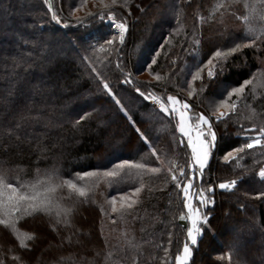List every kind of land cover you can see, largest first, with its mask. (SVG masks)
Returning a JSON list of instances; mask_svg holds the SVG:
<instances>
[{
	"label": "trees",
	"instance_id": "obj_1",
	"mask_svg": "<svg viewBox=\"0 0 264 264\" xmlns=\"http://www.w3.org/2000/svg\"><path fill=\"white\" fill-rule=\"evenodd\" d=\"M48 4L63 23L51 20ZM105 4L129 24L124 44L108 51L110 24L89 16L109 11ZM237 44L244 46L228 51ZM216 50L226 54L214 61L225 71L215 82L207 80L206 70L203 81H193L196 67ZM156 51L157 63L145 70ZM129 72L135 79L122 85ZM97 73L116 85L138 123L143 118L148 146L117 114ZM245 80L251 83L244 93L229 99L236 110L216 124L223 139L205 170L207 183L196 182L193 189L233 179L237 185L216 189L190 264H264V196H257L264 191L258 177L264 149L223 160L227 150L246 143L237 139L241 128L264 125V0H118L116 6L111 0H0V174L27 183L52 173L89 189L87 197L67 188L59 193L58 203L72 209L67 216L57 218L53 209L22 216L15 230L0 225V262L175 264L190 221L179 219L186 212L184 198L163 169L184 166L190 150L179 144L176 118L144 106L134 89L187 99L194 117L226 110L219 94ZM152 148L163 162L161 173L125 168L119 176L106 175L124 159L161 166ZM83 171L96 175L81 180L77 174ZM112 196L118 208L124 204L122 213H111ZM17 232L32 239L22 244Z\"/></svg>",
	"mask_w": 264,
	"mask_h": 264
},
{
	"label": "snow or ice",
	"instance_id": "obj_2",
	"mask_svg": "<svg viewBox=\"0 0 264 264\" xmlns=\"http://www.w3.org/2000/svg\"><path fill=\"white\" fill-rule=\"evenodd\" d=\"M44 2L48 3V0H44ZM117 2L118 0H111V6H116ZM104 7L109 8V11L90 13L89 16L98 19L101 24L105 21L110 24L112 32L107 38H104V44L108 46L106 51H108L114 48L117 43L119 45L124 44L125 35L129 30V24L124 18H117L115 11L108 4H105ZM48 9L51 13L52 21L58 25L63 23L61 17L53 9L51 4H48ZM76 10L78 11L79 8ZM64 26L67 27L68 25L65 23ZM252 42L254 43V41ZM243 46L237 44L228 51L234 53L239 51ZM159 54L157 51L153 54L151 62L145 70L151 69V66L157 63L155 57ZM225 55L224 52L216 50L201 66L196 67L191 79L193 81H203L206 70L207 80L215 82L218 75L222 74L225 69L223 66L217 68L214 61ZM97 77L102 82L101 91L111 99L116 107L117 114L128 122L129 126L144 145L148 146L150 143V133L146 135L145 132L147 130H142L140 127V124L144 123L143 118L138 123L135 118L138 113L133 112L130 107H126V104L122 103L123 97L117 91L113 90L116 85L110 86L108 80L101 77L99 73H97ZM134 79L135 77L129 72L125 75L121 84H131ZM156 79L157 81L160 80L159 74L156 75ZM250 83V80H245L239 86L226 87L219 94L222 101L221 106L226 110L218 111L214 109L207 115L201 111L196 113L194 117L190 115L192 105L187 99H181L177 95L161 97L147 90L142 91L139 87L134 89V93L138 94L144 106L151 104L156 107L159 114L164 115L166 118H176L178 121V133L180 134L179 144L185 150H190V159L185 162L184 166L177 165L176 167L163 169L170 175L171 181L184 198L186 212L181 214L179 219L182 221H190V227L187 228V240L183 243L182 251L176 255L175 264H190L193 257V248L199 246V240L204 236L205 227L208 226L211 217V211L215 207L216 189L230 191L237 185V181L233 179L220 182L215 186L207 184V187H200L198 192L193 191L196 182L207 183L205 181V170L209 167L210 161L218 150L219 141L223 139L222 135L218 136L217 134L216 124L228 117L230 112L236 110V103H229V99L234 95L239 98L244 93V85ZM80 118L83 119L82 116ZM241 131L243 135L238 136L237 139L245 140L246 143L238 144L227 150L223 155L224 162H231L237 159L239 154L243 153L246 149H254L257 147L264 149V125L257 126L253 124L250 128H241ZM151 151L161 166L150 167L146 163L137 164L132 160L124 159L116 163L106 175L111 177L119 176L125 168L144 169L153 174L161 173L163 162L160 160V156L156 153L155 148H152ZM77 175L81 180H84L86 177L96 175V173L93 171H83ZM258 177L264 182V167L260 168ZM65 188H67L69 193L78 194L79 197L88 196L89 189L86 186L81 187L72 179H61L52 173L38 174L34 181L27 183L10 182L6 174H0V225L15 230L16 224L22 216H31L41 212L52 213L53 209H55L57 218H60L62 215L67 216L71 214V208H64L58 203L59 193ZM134 191L138 193L140 188H135ZM257 196H264V191L259 192ZM124 199L127 201L129 198L125 196ZM194 201H198V203H194ZM127 207L131 208L132 204H127ZM110 210L111 213H122L124 204H121L120 208H118L117 198L116 196H112ZM101 211H104V209H101ZM17 235L21 236L19 232H17ZM24 239H32V237L27 234L21 236L22 244ZM170 243L171 241L169 240ZM164 255L167 257L166 248L164 249Z\"/></svg>",
	"mask_w": 264,
	"mask_h": 264
},
{
	"label": "rangeland",
	"instance_id": "obj_3",
	"mask_svg": "<svg viewBox=\"0 0 264 264\" xmlns=\"http://www.w3.org/2000/svg\"><path fill=\"white\" fill-rule=\"evenodd\" d=\"M127 34V33H126ZM125 37H126V35H125ZM61 48H62V45L59 47V49L61 50ZM65 50V49H64ZM63 53H65V52H63ZM219 111H224V110H219ZM206 114V113H205ZM190 115H192V112L190 113ZM193 191H195V189H193ZM231 202V201H230ZM194 203H198V202H196V201H194ZM230 222H232V221H230L229 220V224H230ZM51 233V235H52V237H53V239H54V241L55 242H57V244H59V242H60V239L57 237V235H55L54 233H52V232H50ZM54 247H56V244H54ZM199 264H206V262H204V259L201 261V263H199Z\"/></svg>",
	"mask_w": 264,
	"mask_h": 264
}]
</instances>
